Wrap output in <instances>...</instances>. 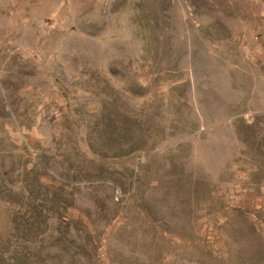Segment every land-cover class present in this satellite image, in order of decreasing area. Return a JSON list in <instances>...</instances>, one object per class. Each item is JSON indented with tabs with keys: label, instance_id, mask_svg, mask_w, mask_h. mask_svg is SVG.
Here are the masks:
<instances>
[{
	"label": "rangeland",
	"instance_id": "374dc122",
	"mask_svg": "<svg viewBox=\"0 0 264 264\" xmlns=\"http://www.w3.org/2000/svg\"><path fill=\"white\" fill-rule=\"evenodd\" d=\"M0 264H264V0H0Z\"/></svg>",
	"mask_w": 264,
	"mask_h": 264
}]
</instances>
